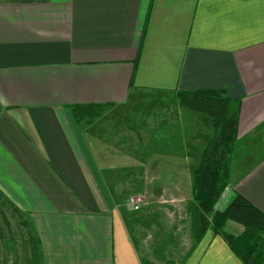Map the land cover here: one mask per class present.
I'll use <instances>...</instances> for the list:
<instances>
[{"label": "crops", "instance_id": "crops-1", "mask_svg": "<svg viewBox=\"0 0 264 264\" xmlns=\"http://www.w3.org/2000/svg\"><path fill=\"white\" fill-rule=\"evenodd\" d=\"M208 90L239 102L216 210L239 194L264 213V0H0V200L36 264H244L180 188L214 128L176 92ZM135 165L163 188L146 207L195 209L189 228L130 215Z\"/></svg>", "mask_w": 264, "mask_h": 264}, {"label": "trees", "instance_id": "trees-1", "mask_svg": "<svg viewBox=\"0 0 264 264\" xmlns=\"http://www.w3.org/2000/svg\"><path fill=\"white\" fill-rule=\"evenodd\" d=\"M181 104L210 117L214 135L203 151L194 171L192 198L205 215L211 217V230L221 236L244 264H264V213L237 194L224 211L216 210L230 185L232 160L238 141L239 102L222 91L176 92ZM228 222L243 227L234 236L226 230Z\"/></svg>", "mask_w": 264, "mask_h": 264}, {"label": "rangeland", "instance_id": "rangeland-1", "mask_svg": "<svg viewBox=\"0 0 264 264\" xmlns=\"http://www.w3.org/2000/svg\"><path fill=\"white\" fill-rule=\"evenodd\" d=\"M144 110H135V112L129 113V116H132L133 118L138 120L139 118L143 117V115H145ZM151 110L152 111H149L152 112L150 115H153L156 118H158L163 111L160 108L159 103L154 104V107L151 108ZM155 133L159 135V133L161 134V131L156 128ZM117 137L118 136L115 135V138ZM117 159L119 160V164L125 162V156H117ZM126 172L127 171H122L123 174H126ZM146 173L147 172L138 171L137 165H135L134 172L130 174L131 177L129 176V182H126L127 187H123L126 197L131 194L140 195L145 200V206L143 207V209H141L139 212L131 213L130 215L133 217L141 216L151 208V210H153L152 212L155 213L156 216L160 215V226H163L165 228H180L182 225H185V227L189 228L191 218L190 216H188V214L190 213V211L191 213L195 214V209L185 211V207L181 209L177 203H175L174 205L162 206V209H158L159 205L154 203L152 205L149 204L151 205L149 206V208L146 207L148 206V200L146 199V196L148 198L151 194H159L160 190L163 189L162 187H158V185L144 187L142 181L144 178H146ZM164 173L165 172H162L161 175H163ZM150 174L156 175L157 172L151 171ZM182 182L184 183V186L180 187L182 189V195L184 197L189 196L191 198L192 192L189 191L186 180L183 179ZM175 194L179 195L178 193H174V195ZM128 208L132 210L129 206ZM196 210L197 212L201 213L199 208ZM149 213L151 214V211H148V214ZM184 213L185 218H188V220H186V223L183 222L184 224H181L179 222V218ZM124 214H127V209H124ZM226 230L234 236H239L241 232L243 233L244 229L237 223L228 222ZM31 242L33 243L30 235L25 231V223L23 219L14 212L9 204H6L0 200V264H36L38 259L37 257H34L35 252L30 249Z\"/></svg>", "mask_w": 264, "mask_h": 264}, {"label": "built area", "instance_id": "built-area-1", "mask_svg": "<svg viewBox=\"0 0 264 264\" xmlns=\"http://www.w3.org/2000/svg\"><path fill=\"white\" fill-rule=\"evenodd\" d=\"M128 206L133 211H140L145 206V200L143 197H141L139 195L131 196L128 199Z\"/></svg>", "mask_w": 264, "mask_h": 264}]
</instances>
